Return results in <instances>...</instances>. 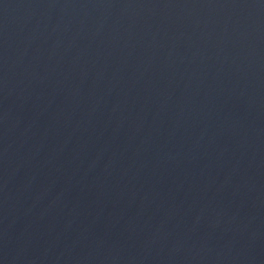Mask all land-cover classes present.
Returning a JSON list of instances; mask_svg holds the SVG:
<instances>
[{
	"label": "water",
	"instance_id": "obj_1",
	"mask_svg": "<svg viewBox=\"0 0 264 264\" xmlns=\"http://www.w3.org/2000/svg\"><path fill=\"white\" fill-rule=\"evenodd\" d=\"M0 264H264V0H0Z\"/></svg>",
	"mask_w": 264,
	"mask_h": 264
}]
</instances>
